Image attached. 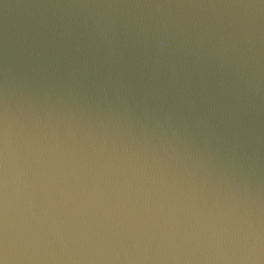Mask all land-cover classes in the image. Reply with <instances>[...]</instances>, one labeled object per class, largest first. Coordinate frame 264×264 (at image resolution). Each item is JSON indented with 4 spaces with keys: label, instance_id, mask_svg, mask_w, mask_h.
<instances>
[{
    "label": "water",
    "instance_id": "water-1",
    "mask_svg": "<svg viewBox=\"0 0 264 264\" xmlns=\"http://www.w3.org/2000/svg\"><path fill=\"white\" fill-rule=\"evenodd\" d=\"M0 264H264V0H0Z\"/></svg>",
    "mask_w": 264,
    "mask_h": 264
}]
</instances>
